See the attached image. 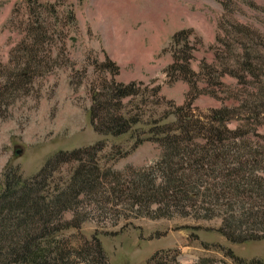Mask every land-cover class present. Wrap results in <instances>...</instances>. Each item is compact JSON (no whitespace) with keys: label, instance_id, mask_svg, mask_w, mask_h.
<instances>
[{"label":"rangeland","instance_id":"374dc122","mask_svg":"<svg viewBox=\"0 0 264 264\" xmlns=\"http://www.w3.org/2000/svg\"><path fill=\"white\" fill-rule=\"evenodd\" d=\"M193 1L195 17L210 15L206 7L213 15L214 37L171 39L160 51L170 64L123 82L142 72L114 42L138 21L149 37L148 21L172 16L177 0H0V190L8 167L29 178L60 151L102 144L97 164L113 176L96 196L108 201L81 202L86 220L60 237L77 247L96 235L110 264H145L157 251L152 264H235L228 250L264 261V238L233 243L219 232L227 212L254 213L264 193V0ZM112 82L135 85L117 113L138 120L119 136L99 134L90 120L94 95ZM166 140L179 150L169 159L182 187L161 185L156 173L160 190L148 194L165 186L173 200L133 202L132 174L157 168ZM77 166L63 163L54 184Z\"/></svg>","mask_w":264,"mask_h":264},{"label":"trees","instance_id":"16d2710c","mask_svg":"<svg viewBox=\"0 0 264 264\" xmlns=\"http://www.w3.org/2000/svg\"><path fill=\"white\" fill-rule=\"evenodd\" d=\"M36 34V29H30ZM35 32V33H34ZM190 30L180 31L172 36L186 38ZM170 68L179 65L178 59ZM185 57L183 61H185ZM182 61V60H181ZM104 91L94 95V103L90 109V120L96 132L103 135L119 136L128 132L138 119L126 118L117 113L122 98L132 94L134 84H118L112 82ZM141 142V141H140ZM169 153L162 157L157 168L135 171L129 188L130 197L135 203H152L158 197L164 202V195L173 200V195H149L154 191V174L160 173L163 184L172 189L182 187V180L175 177L176 169L171 166L169 159L172 152L177 155L176 143L166 140L162 142ZM102 148L97 143L91 147L60 151L49 159L41 170L32 177L26 178L18 167H8L2 175V189L0 190V264H110L103 250L101 241L94 235L91 240L83 239L77 247L60 237L61 232L70 228L79 229L86 220V213L80 215L77 207L83 201L100 203L108 201L107 197L96 196L107 178L113 174L108 170L102 172L97 164L96 153ZM177 151V152H176ZM176 152V153H175ZM77 161L78 166L73 169L69 178L61 185L54 184V173L63 163ZM165 166V168H163ZM254 183H261L254 179ZM160 185V186H161ZM150 187L149 189H147ZM158 189V190H157ZM261 189V188H260ZM263 189V188H262ZM84 197V199H83ZM261 204L254 213H242L235 217L233 212H227L223 217V227L219 232L233 243L264 238V193L260 196ZM157 200V199H156ZM72 211L74 217L66 221L63 214ZM251 221V222H250ZM259 226V233L251 232L250 224ZM228 255L235 264H264L260 259L245 260L228 250ZM156 252L147 260L152 264L157 257ZM205 264H215L212 260H203Z\"/></svg>","mask_w":264,"mask_h":264},{"label":"crops","instance_id":"0c3cea01","mask_svg":"<svg viewBox=\"0 0 264 264\" xmlns=\"http://www.w3.org/2000/svg\"><path fill=\"white\" fill-rule=\"evenodd\" d=\"M174 5V4H173ZM172 6V5H171ZM173 7V6H172ZM171 9V8H170ZM168 7L165 5L161 7L160 13H167ZM202 18L195 17L194 14V1L193 0H177L175 7L173 8V15L169 14V17L162 18L157 16L150 23L151 32L149 37L143 36L144 28L147 23L136 22L134 26H131V31H127L126 39L119 37L115 42V46H121L124 48L126 56L124 58L125 64L129 67L138 66V72H144L143 74L132 75L124 73L123 82L131 80H144L145 77L150 78L156 74L154 72H161L165 65L171 63L170 55L165 56L166 53L160 51L168 44L170 36L177 30L190 28L193 31H198L201 37H210L215 31V23L213 22V15L206 7ZM159 17V18H158ZM116 25V24H114ZM115 30L117 26L113 27ZM114 30V31H115ZM124 79V80H123Z\"/></svg>","mask_w":264,"mask_h":264},{"label":"water","instance_id":"95a60500","mask_svg":"<svg viewBox=\"0 0 264 264\" xmlns=\"http://www.w3.org/2000/svg\"><path fill=\"white\" fill-rule=\"evenodd\" d=\"M19 152H20V150L17 151V153H19Z\"/></svg>","mask_w":264,"mask_h":264}]
</instances>
